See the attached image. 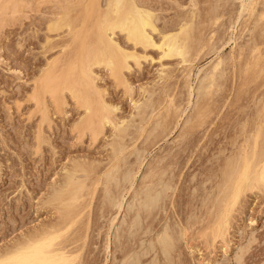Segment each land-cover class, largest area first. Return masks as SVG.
<instances>
[{"label":"rangeland","instance_id":"1","mask_svg":"<svg viewBox=\"0 0 264 264\" xmlns=\"http://www.w3.org/2000/svg\"><path fill=\"white\" fill-rule=\"evenodd\" d=\"M12 1L16 4L11 3V0H0V4L4 5V8L0 6L1 10L3 9V12L7 11L4 14L0 10V15H3V18L2 15L0 16V23H3L0 24L2 25L0 27V251L8 244L9 246L10 244L12 245L16 239H22V235L25 237L33 230L41 229V227L48 226L59 220L60 214L57 213V210H61L63 207H58L60 204L56 203L58 205L56 210L54 208L56 204L54 206L53 203L49 204L47 202V204L45 201L48 199L52 186L56 182L63 180L64 168L66 166L69 167L70 163H75V160L76 163L78 161L81 163L83 160L81 164L86 161L88 166L91 164L92 168L86 166L88 167L87 170L91 168L90 172L91 170L96 172L88 173V171L86 173L89 180L92 181L87 180L88 177L84 178V184H87V186L85 185L87 189L83 186V191H81L79 197L80 203L78 204L77 202L79 201H77V205L75 203V207L73 206L74 208L78 206L77 211H79V214L76 215V210L73 208L76 217L72 216L70 218L76 221L74 222L71 219L72 223L69 222L71 225L68 221L66 222L70 227L73 225L71 227L73 229L68 228V230L70 229L69 232L65 229V226L67 227L66 223H64L66 220L63 222L61 219L63 223H61V220L59 221L60 223L56 222L58 226L60 224L65 225L63 230L70 234L65 233L69 236L66 238L69 241L72 240L70 241L72 245L70 242H67V244H70L69 248H71L72 253L73 250L77 252L74 251L75 256L73 255L78 259L77 263L122 264L128 253L131 252L133 255H137L139 252L138 255L141 254L140 257L143 260L142 264L147 262L151 264L150 259L152 260L154 252L150 250L148 255L147 253L145 255L144 248L148 246L149 238L154 239L152 236H157L155 233H159L162 227L168 223L172 227V231H176L174 233L176 249L172 253L175 260L172 259V264H264V191L260 192L263 189H258L259 191H254V193L247 190L244 193L246 195H242L243 199L240 197L242 200H239L241 204H236L239 206L234 207L237 208L234 209L236 211H232L231 217L229 215L231 213H229L227 218H224V221L230 219L225 222L227 226L223 223L224 225L221 224L220 228L217 229L215 227L216 220L219 217L218 214L222 208L221 198L224 195L221 192L223 185H221L222 187L220 186V192L217 186L225 182H221V179L223 172L227 169V157L234 155L232 153L233 150L236 153L239 152L238 149L236 151L234 149L238 139V131L240 134L242 131L240 127L245 123L249 125L253 120L247 117L249 115L250 117L254 116L255 112L257 113L260 108H263L261 105H264L262 103L264 101L260 102L261 100H259L264 95V75H260V73L264 74V69L263 73L258 71L257 75L260 77L253 79L252 84L251 80V82L243 80L244 75L249 77L248 75L254 72L253 70L256 68L247 65V61H257L264 68V36L261 38L264 34V18H262L264 16V0H251L250 10L245 11L241 15L240 10L246 0H137L139 3L145 4L146 7H151L150 9L155 13L156 25L159 31L155 32L153 36L157 43L161 40L162 35L160 34L162 32L165 33L169 29L171 31L186 16L188 18V16L192 15L195 17H189L188 19H195L194 23H200V26L197 25L196 29L200 27L199 29L203 30L204 40L202 44L207 43V45H202L203 49H201L200 45L198 47L200 49L195 48L196 50H192V55L189 54L192 57L188 58L189 60L191 59L190 61H187L188 59L181 61V57V59L179 57L162 58L161 50L158 47H146L147 49L140 45L136 47L132 42L128 41L126 34L118 31L115 39L128 52L131 51L133 53L135 51L137 56L139 54L140 64H136L133 59H130L131 67L123 70L121 79H125L120 81L118 76L113 75L115 73L111 74L110 68L105 66L94 67L96 88L103 91V96L106 94L104 96L105 102L115 110L112 111L115 116L111 114L113 115V117L111 116L113 124L114 118L115 121L117 120L115 122H118L117 124L122 120L125 122L132 120V123H130L133 124L132 126L129 125L131 129H129L128 133L133 134L126 136V143H124L127 146L125 145L126 147L122 151L123 154L116 155L118 159L121 156L124 161L127 160L125 163L121 160V164L124 163L125 165H123V170L131 167V172L132 170L134 171L133 187L131 184V187L129 184H127L128 186L124 185L126 188L121 185L127 191H124L121 187L116 190L117 194L123 190L122 196L125 201H123L124 206L121 210H118L115 206L112 207V210L111 205L106 206L108 204L105 202V205L102 202V200L106 201L105 191H102L105 190L106 186V174L103 175V172H108L111 170L109 168H113L111 166L118 162L117 159L114 164L116 157H113L114 160H112V157L110 158L113 155L110 154L111 147L108 142L113 138V134H111L114 130L112 124L107 123L108 125L103 129L104 131L102 130L104 133H100V130H98L99 133H94L96 130L95 125L94 127L92 125L91 128L87 125V127L85 126L86 130H84L85 128L81 130V127H77L76 123L83 116H87L85 107L83 106V108L77 103L76 98L72 96L73 94L67 88L60 92L63 93L62 96L61 94L58 95L59 98H62L60 100L52 95L54 94L55 85L59 87V83L64 80L63 75H68L69 68L74 67H71L73 61L75 63L77 60L76 64H78L79 51L81 52V49L79 50V44L81 43L78 41H81L83 37L77 40L76 37H73L75 31L67 29V27L60 31H49L48 25L65 10L63 14L66 11L70 12V14H75V18L72 17L76 20L75 22L73 20V23H75L73 25L74 29L76 33H78L77 29H80V34H78L84 35L93 25L91 24L92 21H89L90 23L86 21L85 25L83 23L91 18L84 17L86 15V10L82 12L84 5L89 2L88 6L92 4L96 6L98 3L101 7H105L106 0H98V2L96 1L97 3H95V0H92V2L91 0ZM4 3L7 4L5 5ZM215 6L219 9L217 7L215 9ZM85 7L84 9H87V6ZM252 9L255 10V15H252ZM96 10L97 7L95 8ZM98 11L99 9L97 12L92 13L96 15ZM86 12L88 13V9ZM89 12L91 16L92 13L91 11ZM190 12L191 14H189ZM213 12L216 14L214 15ZM256 23L258 24L255 25ZM258 25L261 27H258ZM199 29L198 31L200 32ZM90 30L88 31L90 32ZM88 34H85L88 36L85 39H89L90 35ZM253 37L256 40L259 37L257 43ZM251 38L257 44L256 47L261 48L254 54L252 53L254 42ZM73 39L76 41H73ZM89 41H93V38ZM205 41L207 42L205 43ZM259 42H261V45ZM74 58L77 59L75 60ZM219 60H225L223 61V68L227 69L222 79H218L216 82L218 86L214 85L211 87L210 83L207 84L210 82L208 74ZM262 65H260V68L257 67V70H261ZM247 67L254 68L247 74L241 70V68H245L243 70L246 71ZM72 70L74 71V69ZM161 71L163 73H160ZM70 74L75 75L72 71ZM205 74L208 75V78ZM163 75H166L163 77L164 79L161 77ZM74 78L76 77L74 76ZM206 78L209 81L206 80L207 83L202 81V84L201 80ZM125 80L129 88L125 86ZM121 81H124V84ZM41 82L42 85H44L43 82H48L47 84L52 87L53 91H51L52 89L50 90V87L44 91L45 93L43 92V95L42 91L44 89L42 90ZM200 83L205 88L206 85L204 84L208 85L206 90L204 89L206 92L202 89L204 87ZM246 84H248L247 88ZM245 89L246 91H244ZM37 90H40V95L42 94L41 105L38 99L41 96H38ZM146 90L148 92L151 91L153 98L151 96V99L148 97L149 93ZM198 91L203 92V95L197 96ZM43 99H45L44 103H42ZM144 99L148 100L147 102H150L151 106H148L149 109L138 115L134 109L135 102L143 103ZM60 101L63 103L60 104ZM144 104L146 103L144 102ZM256 106L259 111L255 108ZM132 116L133 119H131ZM144 117L145 119H143ZM95 118L97 119L98 117L95 116ZM243 120L245 121L242 122ZM123 121L122 123L124 124ZM158 121H160V124ZM127 123H125V126ZM142 126L145 128L144 130ZM40 127L41 134L39 132ZM92 127L95 128L94 132H92ZM247 127H251V124ZM163 129H165L164 132ZM38 136L39 138L44 136L45 139L48 138V140L40 138L43 140H40L42 142L39 143L41 144L40 148L38 146ZM239 136L240 139L241 135ZM233 137L236 138L234 146ZM239 139L238 141L242 144L241 140L243 138ZM139 155L141 160L138 158ZM124 157H126V160ZM92 163L94 166H92ZM162 172H165V175L161 179ZM82 173H78L77 176L80 177L81 175L80 178L83 179L86 175ZM100 179L102 180L100 181ZM103 179L104 182L102 184ZM160 179L162 181L165 179L164 184L167 180L166 186L167 184L169 186V188L167 186L168 189L166 188L165 191V199H163L161 206L157 207V209H153L149 213L146 211L148 214L144 212L145 216H143L144 220L143 224H141L143 229L139 226L137 229L141 230H135L134 235L132 232L131 236V233H128L130 231L129 226H131L130 222H133L132 220L136 215L133 209L139 204L137 201L139 193H143L144 189H148L152 185H157V183L154 184L156 181L160 184ZM95 182L96 186L94 185ZM224 188H226L225 185ZM85 189L86 191L84 192ZM142 189L143 191H141ZM221 193L223 195H220V197L219 194ZM81 199H84L83 202ZM133 202L138 203H135L137 206ZM80 204L81 206H79ZM66 206L64 207L66 208ZM102 206L107 208H101ZM217 211L219 212L217 213ZM78 216L80 217L78 218ZM46 223L49 224L46 225ZM147 226L149 227L147 228ZM178 226L181 227V232ZM224 226L226 229L228 228L227 231L225 228L221 230ZM62 228L60 229L62 230ZM215 228L219 231L218 233L217 230H214L219 236L217 237V234H215L216 238H214L213 231H211ZM127 229L129 230L126 231ZM118 231H121L122 235ZM209 234L212 235L209 237ZM211 237L212 240L215 239L216 241L211 240L213 243L211 241L208 242ZM115 239L120 243L118 241L116 243ZM140 242H145V245L143 244L141 247ZM106 247H109V250ZM127 248L131 250L129 251ZM77 255H80V258ZM160 257L159 262L163 261L161 264H165L163 256L162 258ZM79 259L83 261H79Z\"/></svg>","mask_w":264,"mask_h":264},{"label":"bare ground","instance_id":"2","mask_svg":"<svg viewBox=\"0 0 264 264\" xmlns=\"http://www.w3.org/2000/svg\"><path fill=\"white\" fill-rule=\"evenodd\" d=\"M94 1V0H93ZM98 2V0H95V3H97ZM218 1V0H217ZM2 2V1H1ZM13 2V4H16V3H14V1H12L11 0V3ZM15 2H17V1H15ZM91 2H92V0H91ZM213 2V1H212ZM227 2V1H226ZM2 4V3H1ZM0 4V6L2 7V8H4L3 6L4 5H1ZM5 5L7 4V3H4ZM88 4H89V2H88ZM88 4L86 3L85 5H84V7L85 6H87V9H88V13L86 12L87 11V9H84V7H83V11L82 12H84L85 10V14L86 15H84V17L85 18H89V17H91V18H89L88 20H85L83 23H84V25H85V23H86V21H87V23L89 22V21H92V23L91 24H93L92 26H91V30L90 29H88V30H90V32L88 31H86V33H84V35H79L80 33H79V30L77 29V32L79 33H76V30L74 29V24L75 23H73V20H74V22L76 21L74 18H75V14L73 15V14H70V12H65V14H63L64 13V11H63V13L62 14H60L59 16H57V18L55 17V19H53L52 20V22H50V25H48V27H49V31H60V30H62V29H64V28H66L67 27V29H72V31H75L74 33H73V37H76L77 38V40H79V39H81L82 37H83V39L81 40V41H78V42H80L81 44H79V50L81 49V52L79 51V53H80V58H79V56H78V61L79 62H77L78 64H76V61H75V63H74V61H73V63L72 64H76V65H72L71 64V67L72 66H74L73 68H69V73H68V75H63L64 76V80L61 82V83H59L60 84V86L58 87V86H56L55 85V87H54V91H53V89H52V87L50 86V85H48L47 83L48 82H43V84L44 85H42V82H41V87H42V94H43V92L44 91H46V90H48L50 87V90L51 91H53V93L54 94H52L53 95V97L55 96L56 98H59L58 97V95H60L61 94V96L63 95V93H60V92H62L64 89H68L69 90V92H71V94H73L72 96H74L75 98H76V100H77V103H79V105L81 106V107H85V111L87 112L86 113V117L85 116H83L79 121H78V123H76V126L77 127H81V130L83 129V128H85L84 130H86V127H87V125L91 128V126L93 125V127H94V125L96 126L95 128H96V130H95V132H94V129L95 128H93L92 127V132H94V133H104L103 131V129L105 128V126L106 125H108V124H112V127H113V131H112V133L111 134H113V138H111V140L108 142V144H109V146L111 147L110 149H111V152H110V154L111 155H113V156H110V158L112 157V160H114V158L113 157H116V155H121V154H123L122 153V151L125 149V147L127 146L125 143V138H126V136H128V131H130L129 129H131V128H129V125H133V124H131L132 123V120H129L130 122H128V121H123L122 119V121L124 122V124L122 123V121H120L119 122V124H117V123H115L116 121H115V118H114V124H113V122H112V117H113V113H112V111L114 110V109H112L111 108V105H108L106 102H105V99H104V96L106 95H104L103 96V94H102V92L103 91H101V90H98V88H96V82H95V80H96V76H95V72H94V67L95 66H105V67H108V68H110V70H111V74L112 73H115V74H113V75H116V76H118V80L120 81V80H124V79H121L122 78V74H123V70L124 69H130V67H131V65H130V63H129V60L130 59H133L134 61H135V63L136 64H140L139 63V58H140V56H139V54H138V56L135 54L136 52L134 51L133 53L131 52V51H127V50H125L121 45H120V43L115 39V35L116 34H118L117 32L119 31V32H123L124 34H126V37H127V39H128V41L129 42H132L133 43V45H135L136 47H138L139 45L140 46H142V47H144V49L147 47H158V49H160L161 50V57L162 58H172V57H181L180 59H181V61H186L189 57L191 58L192 56H190V55H192V52L194 51V50H196V49H200V48H198L200 45H201V49H203L202 47L204 46V45H207V41H205V43L206 44H202V42H203V38H204V34L202 35V31L199 29L200 27H198V29L200 30V32L198 31V29H196V26L198 25V26H200L199 24L200 23H194V20L195 19H188L189 17H193L192 15L191 16H188V18H187V16H186V18L185 19H183V21H181V23L180 24H177L176 25V27L173 29H171V31H166L165 33L164 32H162V34H160V35H162V37H161V40H160V42L159 43H157L156 41H155V39H154V36H153V34L155 33V32H157V31H159V29H158V26L156 25V16H155V13H154V11H152V9H150L148 6L146 7L145 6V4H142V3H139L137 0H106V2H105V7H101L100 6V4H98V6H97V4H96V6L94 5V4H92V5H90V6H88ZM251 4H252V2H251V0H246V1H244L243 2V4H242V8H241V10H240V15L241 14H243V13H245V11H249L250 10V8H251ZM31 5V4H30ZM62 5V4H61ZM64 5V4H63ZM223 5V4H222ZM256 5V4H255ZM263 5V4H262ZM211 6H212V4H211ZM1 7H0V10H1ZM6 7V6H5ZM61 7V6H60ZM97 7V10L99 9V11H98V14H94V13H92V12H97V10L95 11V8ZM102 9H101V8ZM216 7L217 6H215V9H216ZM86 8V7H85ZM104 8V9H103ZM218 8V7H217ZM6 9V8H5ZM219 9V8H218ZM264 9V8H263ZM262 9V10H263ZM3 10V9H2ZM1 10V11H2ZM212 10V9H211ZM211 10H210V12H211ZM255 10H256V8H255ZM255 10L254 9H252V15H255L254 13H255ZM89 11H91V13L93 14H91V16H90V12ZM6 12L7 11H5V12H3L2 11V13H4V14H6ZM192 12H194L193 10H192ZM195 12H196V10H195ZM216 12V11H215ZM197 13V12H196ZM196 13H195V15H196ZM214 13V12H213ZM88 14V15H87ZM189 14H191V12L189 13ZM216 13H214V15H215ZM263 14V13H262ZM2 15V14H1ZM0 15V16H1ZM194 15V14H193ZM239 15V16H240ZM264 15V14H263ZM78 16H79V14H78ZM95 17L94 18V20H92L93 19V17ZM184 16V15H183ZM197 17H198V15H196ZM72 17H74V18H72ZM84 17H83V19H84ZM182 17V16H181ZM195 17V16H194ZM193 17V18H194ZM212 17V16H211ZM2 18H3V15H2ZM76 18H78V17H76ZM184 18V17H183ZM262 18H264V16L262 17ZM178 19V18H177ZM197 19V18H196ZM2 20V19H1ZM6 20V19H5ZM200 20V19H199ZM94 21V22H93ZM3 22H4V20H3ZM179 22V21H178ZM236 22H237V20H236ZM255 22H257V21H255ZM5 23V22H4ZM90 23V22H89ZM0 24H3V23H0ZM196 24V25H195ZM202 24V23H201ZM248 24V23H247ZM258 23H256L255 25H257ZM254 25V24H253ZM2 25H0V27H1ZM76 26V25H75ZM73 27V28H72ZM88 27H90L89 25H88ZM208 27V26H207ZM258 27H261V26H259L258 25ZM168 28V27H167ZM255 28L257 29V27L255 26ZM74 29V30H73ZM231 29V28H230ZM259 29V28H258ZM263 29H264V27H263ZM210 30V29H209ZM213 30V29H212ZM249 30V29H248ZM254 30V29H253ZM261 30V29H260ZM81 31V30H80ZM83 31H84V29H83ZM264 31V30H263ZM199 32V33H198ZM251 32H253L252 30H251ZM89 33V34H88ZM205 33H207V32H205ZM83 34V33H82ZM85 34H88V35H90V36H92V38H93V41H89V40H91L92 38H90V36H89V39H85V38H87L88 36H86ZM261 34H263V33H261ZM260 34V35H261ZM79 36H80V38H79ZM203 36V37H202ZM247 36V35H246ZM264 36V34L261 36V38ZM206 38H207V36H206ZM217 38V37H216ZM215 38V39H216ZM221 38V37H220ZM254 38V37H253ZM259 38V37H258ZM258 38H257V40H258ZM252 39V38H251ZM48 40V39H47ZM85 40V41H84ZM253 40V39H252ZM254 40H256V38H254ZM254 40H253V42H254ZM255 41L256 43L258 42V41ZM73 41H76L75 39H73ZM219 41V40H218ZM253 43V47H251V48H253V54L257 51V50H260L261 48H259V47H256V43ZM47 43H49L48 41H47ZM83 43V44H82ZM88 43H90V44H88ZM261 42H259V44H260ZM254 44H255V46H254ZM259 44H258V46H259ZM67 45V44H66ZM203 45V46H202ZM216 45V44H215ZM218 45V44H217ZM249 45V44H248ZM251 45H252V43H251ZM261 45V44H260ZM68 46V45H67ZM65 47V46H64ZM211 48H212V46H210ZM248 47V46H247ZM135 48V47H134ZM146 48V49H147ZM196 48V49H195ZM259 48V49H258ZM208 49V48H207ZM213 49V48H212ZM216 49V48H215ZM193 50V51H192ZM78 51H77V53H78ZM198 51V50H197ZM239 51V50H238ZM210 53V52H209ZM190 54V55H189ZM194 54V53H193ZM189 55V56H188ZM259 55V54H258ZM262 55V54H261ZM142 56V55H141ZM143 56H144V54H143ZM75 57H77V56H75ZM142 58V57H141ZM162 58H160V59H162ZM223 58V57H222ZM73 59V60H74ZM191 60V59H190ZM189 59L187 60V61H190ZM259 60V59H258ZM71 61V60H70ZM223 61H225V60H219L215 65H214V67H212L210 70V73L208 74L210 77V82H208L207 83V81L206 80H208L207 78V76L208 75H206V79L205 80H201V83H202V81H206V83L207 84H209V85H211V87L212 86H218V84L216 83L217 81H218V79H222V77H223V75H224V73H225V70L227 69H224L223 67V64H224V62ZM236 61V60H235ZM263 62V61H262ZM50 63H51V61H50ZM235 63V62H234ZM246 64L247 65H251V67L252 66H254V67H256V68H254V72H252L250 75H248L249 77H245L246 75H244V78H246V79H244L243 78V80L244 81H246L247 82V80H255V79H258L260 76H258L257 75V73H258V71H260V72H262L263 73V65L262 64H260L259 62H257V61H247L246 62ZM262 65L261 67V70H257V67H258V65ZM50 65V64H49ZM235 65V64H234ZM244 65V64H243ZM260 65H259V67L258 68H260ZM212 66V65H211ZM210 66V67H211ZM236 66V65H235ZM162 67V66H161ZM185 67V66H184ZM249 67V66H248ZM246 68V71L245 70H243V69H245V68H241V70L242 71H244V72H246L247 74H248V72L250 73L251 72V70L253 69V68ZM236 68V67H235ZM64 69V68H63ZM71 69V70H70ZM72 69H74V71L72 70ZM76 69V70H75ZM162 69V68H161ZM164 69V68H163ZM208 69V68H207ZM207 69H206V71H207ZM66 70H67V68H66ZM239 70V69H238ZM238 70H237V72H238ZM257 72H256V71ZM65 71V70H64ZM72 71V73L73 74H75L74 76L76 77V78H74V76L72 75V74H70V72ZM164 72H165V70H164ZM234 72H235V70H234ZM244 72H243V74H244ZM160 73H163V71H161ZM167 73V72H166ZM203 73H204V71H203ZM245 73V74H246ZM227 74V73H226ZM257 76H256V75ZM44 75V74H43ZM71 75H72V77H71ZM204 75V76H205ZM260 75H264V74H261L260 73ZM119 76H120V78H119ZM124 76V75H123ZM166 76V75H165ZM164 75L163 76H161L162 78L163 77H165ZM238 76V75H237ZM125 77V76H124ZM167 77H168V75H167ZM258 77V78H257ZM72 78V79H71ZM117 78V77H116ZM164 79V78H163ZM204 79V78H203ZM56 80V79H55ZM53 81V80H52ZM51 81V82H52ZM126 81V80H125ZM164 81V80H163ZM209 81V80H208ZM219 81H221V80H219ZM250 81V82H251ZM257 81V80H256ZM118 82V81H117ZM122 82V84H124V81H121ZM200 82V81H199ZM200 83V84H201ZM217 85H216V84ZM222 83V82H221ZM249 83V82H248ZM253 83V81L251 82V84ZM127 81H126V83H125V86H127ZM203 84V83H202ZM201 84V85H202ZM207 84H204V85H206V88H207ZM223 84V83H222ZM243 84H245V83H243ZM118 85V84H117ZM156 85V84H155ZM247 85L248 84H246L245 86H246V88H247ZM203 86V85H202ZM220 86V85H219ZM128 88H129V86H127ZM198 87L199 88H201V86H199L198 85ZM204 88H202L203 90L205 89L206 90V88H205V86H203ZM210 87V86H209ZM208 87V88H209ZM39 88H40V86H39ZM198 88V89H199ZM214 88V87H213ZM37 89V88H36ZM61 89V90H60ZM126 89V88H125ZM197 89V88H196ZM201 89V91H203ZM217 89V88H216ZM49 90V91H50ZM103 90V89H102ZM128 90V89H127ZM166 90V89H165ZM204 90V91H205ZM219 90V89H218ZM38 91V90H37ZM36 91V92H37ZM40 91V90H39ZM39 91H38V94H39ZM132 91V90H131ZM147 92H148V90H146ZM207 91H208V89H207ZM244 91H246V89L244 90ZM151 92V91H150ZM150 92H148L149 93V98H150V96L152 97V93H150ZM199 92V91H198ZM206 92V91H205ZM41 93V92H40ZM45 93V92H44ZM144 93V92H143ZM147 93V94H148ZM196 93H197V91H196ZM200 93V95H198ZM198 94H197V96H201V95H203V92L201 93V92H199ZM213 93V92H212ZM260 93V92H259ZM42 94L40 95H38V96H41V98H38L39 99V102H40V105H41V99H42ZM145 94V93H144ZM247 94V93H246ZM36 95H37V93H36ZM44 95V94H43ZM37 96V97H38ZM60 96V97H61ZM257 96H258V94H257ZM45 97V96H44ZM55 98V99H56ZM64 98V97H63ZM144 98V97H143ZM147 98V97H146ZM153 98V97H152ZM196 98V97H195ZM199 98V97H198ZM201 98V97H200ZM264 95H263V97H262V99H259V100H261L260 102H262V101H264ZM60 99H62V98H59V100ZM104 99V100H103ZM151 99V98H150ZM150 99H149V101H150ZM45 99H43L42 100V103H44L43 101H44ZM57 100V99H56ZM145 100V99H144ZM217 100V99H216ZM79 101V102H78ZM148 101V100H147ZM146 100L145 101H143V103L142 102H135V111L137 112V114L139 115L141 112H144V111H146L147 109H149L148 108V106L150 107L151 105L149 104L150 102H147ZM250 101V100H249ZM255 101V100H254ZM63 102H64V100H63ZM62 101H60L59 103L60 104H62L63 103ZM144 102L146 103V104H144ZM259 102V103H260ZM148 103V104H147ZM223 103V102H222ZM263 104H264V102H262ZM261 104V103H260ZM45 105V104H44ZM43 105V106H44ZM253 105V104H252ZM259 105V104H258ZM257 105V106H258ZM46 106V105H45ZM79 106V107H80ZM255 107L257 110L260 108L259 106V108L258 107ZM261 106H263V108L261 109H259L258 111L259 112H253L254 113V116H251L250 117V115L247 117V118H249V119H253L252 121H251V127H247V126H250V124L248 125L247 123H245L244 125H242L243 126V128H242V126L240 127V129L242 130H240L241 132H240V134H239V131H238V135H237V138L239 139V135H241V138L239 139V140H241L242 138V144L238 141V139L236 140V144H235V146H234V143H235V139L236 138H234V140H233V146H234V149H235V151L238 149V151L239 152H234V150H233V152L232 153H234V155L232 154V157H230L231 155H229V157H227L228 159L226 160L227 162H228V165H227V169H226V171L225 172H223V177H222V179H221V182H224L223 184L222 183H220V184H218L219 186H217V188H218V191L220 192V186L221 185H223V188H224V185H225V187L226 188H224V190H223V188H221L222 190H221V192H223V194L221 193V194H219V196L220 195H223L222 196V198H223V200H222V198H221V201H222V208H221V210H220V213L218 214L219 215V217L217 218V220H216V222H214V223H216L215 225V227L218 229V228H220L221 227V224H223V223H225V222H228L230 219H228V221L226 220V221H224V218H227V215L229 214V213H231V214H229L230 215V217H231V215H232V213L233 212H235L236 210H234V209H237V208H234V207H238L241 203H240V201H242L241 200V198L243 197L242 195L247 191V190H249V192L251 191V192H253L254 193V191L256 192V191H259L260 189H263L262 191H260V192H263L264 191V105H261ZM59 107V106H58ZM83 107V108H84ZM154 107V106H153ZM62 108V107H61ZM115 108V107H114ZM209 108V107H208ZM37 109H39L38 107H37ZM44 109V108H43ZM42 109V110H43ZM112 109V110H111ZM117 109V108H116ZM153 109V108H152ZM255 109V110H256ZM61 110V109H60ZM197 110V109H196ZM45 111V110H44ZM115 111V110H114ZM243 111V110H242ZM254 111V110H253ZM198 112H199V110H198ZM204 112V111H203ZM250 112V111H249ZM65 113V112H64ZM88 113H89V115H88ZM94 113V114H93ZM97 115H96V114ZM253 113H251V114H253ZM111 114H113V115H111ZM142 114V113H141ZM190 114V113H189ZM192 114V113H191ZM194 114V113H193ZM202 114V113H201ZM205 114V113H204ZM203 114V115H204ZM136 115V114H135ZM135 115H133V116H135ZM45 116V115H44ZM95 116H97L98 118L96 119L95 118ZM112 116V117H111ZM115 116V115H114ZM133 116H132V118L131 119H133ZM146 116V115H145ZM161 116V115H160ZM178 116V115H177ZM117 117V116H116ZM171 117V116H170ZM202 117V116H201ZM207 117V116H206ZM253 117V118H252ZM95 118V119H94ZM130 118V117H129ZM140 118H142V117H140ZM147 118V117H146ZM150 118V117H149ZM161 118V117H160ZM159 118V119H160ZM243 118V117H242ZM246 118V119H247ZM44 119V118H43ZM143 119H145V117L143 118ZM148 119V118H147ZM162 120H163V118H161ZM160 119V120H161ZM171 119V118H170ZM187 119H189V118H187ZM97 121V122H96ZM139 121V120H138ZM155 122H156V120H154ZM185 121H186V119H185ZM189 121V120H188ZM245 120H243L242 122H244ZM247 121V120H246ZM43 122V121H42ZM130 123V124H128V123ZM134 122V121H133ZM141 122V121H140ZM147 122V121H146ZM159 122V124H160V121H158ZM157 122V123H158ZM247 122H250V121H247ZM96 123V124H95ZM108 123V124H107ZM122 123V124H121ZM125 123H127V125L125 126ZM205 123V122H204ZM240 123V122H239ZM110 124V125H111ZM154 124V123H153ZM175 124V123H174ZM140 125V124H139ZM141 125H142V123H141ZM158 125V124H157ZM161 125H162V123H161ZM83 126V127H82ZM86 126V127H85ZM130 126V127H131ZM165 126V125H164ZM76 127V128H77ZM88 127V128H89ZM138 127V126H137ZM141 127V126H140ZM87 128V129H88ZM89 128V129H90ZM133 128V127H132ZM142 128H143V126H142ZM152 128H154V127H152ZM151 128V129H152ZM136 129V128H135ZM138 129H139V127H138ZM145 128H143V130H144ZM150 129V130H151ZM156 129V128H155ZM78 130H79V128H78ZM83 130V131H84ZM98 130H100L99 132H98ZM103 130V131H102ZM147 130V129H146ZM102 131V132H101ZM148 131V130H147ZM153 131V130H152ZM165 131V129H163V132ZM169 131V130H168ZM39 132H40V134H41V127H40V130H39ZM85 132V131H84ZM143 132V131H142ZM151 132V131H150ZM162 132V131H161ZM162 132V133H163ZM170 132V131H169ZM43 133V132H42ZM93 133V134H94ZM141 133V132H140ZM149 133V132H148ZM148 133H147V135H148ZM158 133V132H157ZM157 133H155L156 135H157ZM168 133V132H167ZM188 133V132H187ZM39 134V135H40ZM84 134V133H83ZM131 134V133H130ZM129 134V135H130ZM133 134V133H132ZM131 134V135H132ZM152 134V133H151ZM38 135V134H37ZM43 135V134H42ZM97 135H99V134H97ZM143 135V134H142ZM96 136V135H95ZM145 136V135H144ZM158 136V135H157ZM37 137V136H36ZM45 137V136H44ZM41 138V139H45V138ZM98 137V136H97ZM150 137V136H149ZM235 137H236V135H235ZM39 138V136H38V146H39V148H40V145L41 144H39V143H42V142H40V139ZM93 138H94V135H93ZM132 138V137H131ZM146 138V137H145ZM147 138H148V136H147ZM147 138H146V140H147ZM155 138V137H154ZM232 138V139H233ZM133 139V138H132ZM137 139V138H136ZM45 140H48V138H46ZM145 140V141H146ZM41 141H43V140H41ZM144 141V142H145ZM238 141V142H237ZM125 142V143H124ZM151 142V141H150ZM44 143H45V141H44ZM132 143V142H131ZM136 144V143H135ZM143 144V143H142ZM126 145V146H125ZM232 145V144H231ZM240 147H239V146ZM135 146V145H134ZM235 147H238V148H235ZM134 149H136V148H134ZM38 150V149H37ZM36 150V151H37ZM146 150V149H145ZM132 151V150H131ZM220 152H221V150H219ZM134 152L136 153V151L134 150ZM133 152V153H134ZM138 152V151H137ZM127 153V152H126ZM138 153H140V152H138ZM143 153V152H142ZM130 154V153H129ZM220 154V153H219ZM222 154V153H221ZM131 155H132V153H131ZM140 155H142L141 153H140ZM139 155V159L141 160V156ZM123 156V155H122ZM137 156H138V154H137ZM125 158V160H126V157H124ZM231 158V159H230ZM118 158L116 157V159H115V161L113 162L114 164H115V162H117L115 165L114 164H112V165H114V166H111V167H113V168H109V169H111V170H106V171H108V172H106L105 173V171L103 172V175L104 174H106L105 175V190H102V191H105V193H104V195H105V200L106 201H103L102 200V202H106L108 205H106V203H105V205L106 206H110L111 207V209L113 210V206H115V207H117L118 208V210L120 209L121 210V208H123V201H125V199H124V197L122 196L123 195V188L125 187L124 185H127V184H129V186H130V184H131V186H132V184H133V180H134V177H133V174H134V171L132 170V172H131V170H130V168L128 167V169L126 170H123L124 168H123V165H124V163L127 161H124V159L120 156V158L117 160ZM135 160H136V158H134ZM220 159V158H219ZM73 160V159H72ZM71 160V162H73ZM75 160V159H74ZM85 160V159H84ZM106 160V159H105ZM117 160V161H116ZM121 160H123L124 161V163L123 164H121ZM131 161V160H130ZM83 162V160L81 161V163ZM87 162V161H86ZM86 162H84V164H81V163H79V161H78V163H76V160H75V163L73 162V164L72 163H70V165H69V167H65L64 168V173H63V180L60 182H56V184L54 185V186H52V189H50L51 190V192H50V194H49V196H48V199H47V201H45L46 203L47 202H49V204H52L53 203V205L54 204H56V203H59L60 205L58 206L57 204H56V206L54 207L56 210L58 209V207H63L61 210L60 209H58V210H60V212H58V210H57V213L58 214H60V218L59 217H57V218H59V220L58 221H56V222H58V223H60L59 221L62 219L63 220V222H64V220H66L64 223H66L67 221H68V223L70 222V223H72L71 222V219H72V221H74L73 220V218H70V217H76L75 216V213H77L76 215H78L79 214V211H77V208H78V206H76V208H74L75 206V203L77 202V201H79V197H80V194H81V191H83V186H87V184H84L85 183V180H84V178L85 177H88L87 175L88 174H86L88 171V173H91L92 172V170H91V172H90V169L92 168L90 165V167L91 168H89V170H87L88 169V165L86 164ZM90 162V161H89ZM111 162V161H110ZM109 162V163H110ZM129 162V161H128ZM140 162V161H139ZM138 162V163H139ZM88 163V162H87ZM130 163V162H129ZM142 163V162H141ZM93 164V163H92ZM128 164V163H127ZM129 165V164H128ZM86 166H88V167H86ZM92 166H94V164L92 165ZM96 166V165H95ZM125 166V165H124ZM138 166V165H137ZM222 167V166H221ZM226 167V166H225ZM126 168V167H125ZM139 168V167H138ZM94 169V168H93ZM96 169V168H95ZM132 169V168H131ZM225 170V169H224ZM223 170V171H224ZM63 171V170H62ZM84 173L86 176H84L83 177V179L82 178H80L81 177V175H80V177H78L77 176V174L78 173ZM96 172V171H95ZM95 172H92V173H95ZM100 172V171H99ZM161 172V171H160ZM82 173V174H83ZM164 173V174H163ZM83 174V175H84ZM62 175V174H61ZM93 175V174H92ZM163 175H165V172H162V175H161V179L162 178H164V176ZM77 176V177H76ZM101 177V176H100ZM226 177V179H224ZM92 178V177H91ZM90 178V179H91ZM102 178H104V177H102ZM159 178V177H158ZM160 179V184H158V181H156L154 184H156L157 183V185H152V186H150V187H148V189L146 188V189H144V192L143 193H139V198H138V202H139V204L138 203H136V204H138V206L134 203V205L135 206H137L136 208H134L133 210V212L134 213H136V215L135 214H133V215H135V217H134V219L132 220L133 222L131 223L130 222V224H131V226H129L130 228V231L128 232V233H131V236H132V232H133V235H134V231L136 230H139V229H137L139 226H141V228H142V225L141 224H143V216H145L144 215V212H146V211H148V213H149V211H151V210H153V209H157V207H159V206H161V204H162V201H163V199H165V191H166V188H167V186H168V184H167V186H166V183H167V180H166V182H165V184L163 183L164 182V180L162 181ZM166 179H167V177H166ZM83 180V181H82ZM87 180H89V177L87 178ZM102 179H100V181H101ZM157 180H159V179H157ZM57 181H58V179H57ZM90 182L92 181V180H89ZM88 181V182H89ZM87 182V183H88ZM99 182V181H98ZM97 182V183H98ZM103 182H104V179H103V181H102V184H103ZM162 182V183H161ZM55 183V182H54ZM100 183V182H99ZM170 183V182H169ZM90 184V183H89ZM88 184V185H89ZM101 184V185H102ZM176 184V183H175ZM91 185V184H90ZM95 186H96V182H95V184H94ZM121 185L122 186H124L123 188L121 187ZM85 186V188L87 189V187ZM100 186V185H99ZM128 186V185H127ZM130 186V187H131ZM103 187H104V185H103ZM122 188L123 190L122 191H117L118 192V194L116 193V190H118L119 188ZM133 187V186H132ZM135 187V186H134ZM172 187V186H171ZM222 187V186H221ZM51 188V187H50ZM90 188V187H89ZM97 188V187H96ZM118 188V189H117ZM126 188V187H125ZM168 188H169V186H168ZM167 188V189H168ZM86 189L84 190V192L86 191ZM94 189H95V187H94ZM115 189V190H114ZM127 189H128V187H127ZM130 189V188H129ZM176 189V188H175ZM174 189V190H175ZM259 189V190H258ZM126 190V189H125ZM124 190V191H125ZM171 190V189H170ZM173 190V191H174ZM98 191V190H97ZM127 191V190H126ZM141 191H143V189L141 190ZM89 192V191H88ZM136 192V191H135ZM168 192V191H167ZM248 193V192H247ZM258 193V192H257ZM48 195V194H47ZM93 195V194H92ZM101 195H102V193H101ZM101 195H100V197H101ZM103 195V196H104ZM136 195V194H135ZM246 194H244V196H245ZM137 196H138V193H137ZM169 196V195H168ZM171 196V195H170ZM218 196V197H219ZM84 197H86L85 195H84ZM88 197V196H87ZM99 197V198H100ZM221 197V196H220ZM219 197V198H220ZM241 197V198H240ZM47 198V197H46ZM82 198V197H81ZM95 198V197H94ZM98 198V199H99ZM102 198V197H101ZM133 198V197H132ZM137 199V198H136ZM168 199V198H167ZM243 199V198H242ZM46 200V199H45ZM83 200L84 199H81V201L83 202ZM220 200V199H219ZM240 200V201H239ZM43 201H44V199H43ZM44 202V203H45ZM100 202V201H99ZM78 204L80 203V201L79 202H77ZM77 203H76V205H77ZM128 203V202H127ZM132 203V202H131ZM130 203V204H131ZM204 203V202H203ZM48 204V203H47ZM65 204V205H64ZM102 204V203H101ZM236 204H239V205H236ZM61 205H63V206H61ZM67 205V206H66ZM126 205V204H125ZM166 205V204H165ZM51 206V205H50ZM58 206V207H57ZM64 206H66V208L64 207ZM74 206V207H73ZM79 206H81V204L79 205ZM82 206H83V204H82ZM106 206H102L101 208H107ZM163 206V205H162ZM220 206V205H219ZM132 207V206H131ZM165 207V206H164ZM73 208L77 211H75V210H73ZM100 208V207H99ZM126 208V207H125ZM80 209V208H79ZM110 209V210H111ZM137 209V210H136ZM164 209V208H163ZM99 210V209H98ZM103 210V209H102ZM136 210V211H135ZM234 210V211H233ZM74 211H75V213H74ZM130 211V210H129ZM233 211V212H232ZM132 212V211H131ZM152 212H154V211H152ZM219 211H217V213H218ZM74 213V215H72ZM98 213V212H97ZM126 213V212H125ZM143 213V214H142ZM147 212H146V214H148ZM107 214H108V212H107ZM106 214V215H107ZM117 214V213H116ZM119 214V213H118ZM132 214V213H131ZM102 215V214H101ZM123 215V214H122ZM57 216H59V215H57ZM100 216V215H99ZM127 216V215H126ZM125 216V217H126ZM150 216V215H149ZM80 216H78V218H79ZM102 217V216H101ZM229 217V218H230ZM56 218V219H57ZM70 218V219H69ZM145 218V217H144ZM75 219V218H74ZM113 219V218H112ZM62 220H61V223H63L62 222ZM70 220V221H69ZM100 220V219H99ZM109 220H110V218H109ZM125 220V219H124ZM123 220V222H125ZM146 220V219H145ZM76 221V220H75ZM74 221V222H75ZM127 221V220H126ZM56 222L54 221V223H52V224H47L46 223V225H48V226H44V227H41V229L40 228H37V230H33L32 232H29L28 234L29 235H25V237H23V235H22V239H16L13 243H12V245L10 244V246H9V244H8V246L6 247H3V249H1V251H0V264H81V263H77V260L78 259H76L74 256V254H75V250H73V253L71 252V248H69V245L71 244L72 245V243L70 242V241H72V240H70L69 241V239L68 238H66V237H69V236H67V234H68V232H69V230H68V228H71L70 227V225H68L67 223L65 224V225H67V227L65 226V225H63V224H60V225H62V226H58V224L56 225ZM145 222V221H144ZM122 223V222H121ZM177 223V222H176ZM74 224V223H73ZM120 224V223H119ZM129 224V225H130ZM165 224V223H164ZM163 224V225H164ZM125 225H126V223H125ZM170 225V224H169ZM168 225V223L164 226V227H162V229L160 230V232L159 233H155V234H157V236H152V237H154V239H150L149 238V240H150V242H149V244H148V246L147 247H145L144 248V254L146 255V253H147V255H148V252L150 251V250H152L151 252H154V255H153V258H152V260L150 259V261H151V264H158V263H160L159 262V257H160V253H161V257L160 258H162V256H163V260H164V262H165V264H166V261H167V264H168V262H169V264H172L173 262H172V259H173V256H172V253H173V251H175V247H176V237H175V232H173L172 231V227H170ZM172 225V224H171ZM174 225V224H173ZM178 225V224H177ZM217 225H218V227H217ZM224 225V224H223ZM225 225L227 226V223H225ZM64 226H65V229L66 230H68V232L67 231H65V230H63L64 229ZM69 226V227H68ZM159 226V225H158ZM220 226V227H219ZM61 227H63L62 228V230L60 229ZM124 227V226H123ZM123 227H122V229H123ZM145 227V226H144ZM149 226H147V228H148ZM179 228H180V232H181V227L180 226H178ZM214 227V226H213ZM127 228V227H126ZM178 228V229H179ZM213 229V230H211V231H213L212 232V234H214V236H215V234H217V232L216 231H214V230H217V229ZM226 229V227L224 226L223 228H221V230L222 229ZM36 229V228H35ZM71 229H73V228H71ZM117 229V228H116ZM129 229H127L126 231H128ZM143 229V228H142ZM174 229V228H173ZM228 229V228H227ZM227 229H226V231H227ZM118 230V229H117ZM141 230V229H140ZM139 230V231H140ZM125 231V230H124ZM123 231V232H124ZM138 231V232H139ZM149 231V230H148ZM147 231V232H148ZM218 231V230H217ZM67 232V234H65ZM119 233H121V231H118ZM146 232V233H147ZM216 232V233H215ZM73 233V232H72ZM71 233V234H72ZM136 233V232H135ZM218 233H219V231H218ZM136 234H138V233H136ZM148 234V233H147ZM212 234H209V237H210V235H212ZM68 235H70V234H68ZM77 235V234H76ZM100 235V234H99ZM120 235V234H119ZM121 235H122V233H121ZM130 235V234H129ZM145 235V234H144ZM151 235V234H150ZM176 235H177V233H176ZM78 236V235H77ZM136 236V235H135ZM139 236V235H138ZM213 236V237H214ZM256 236V235H255ZM72 237V236H71ZM112 237H113V234H112ZM125 237H126V234H125ZM124 237V238H125ZM127 237H129V236H127ZM140 237V236H139ZM151 237V236H150ZM151 237V238H152ZM156 237V238H155ZM217 237H219L218 236V234H217ZM73 238V237H72ZM71 238V239H72ZM75 238V237H74ZM119 238V237H118ZM120 238H122V237H120ZM132 238V237H131ZM214 238H216V236L214 237ZM110 239V238H109ZM74 240V239H73ZM104 240V239H103ZM116 240V243H118L119 241L117 240V239H115ZM114 240V241H115ZM142 240V239H141ZM212 240V237H211V239L208 241V242H210ZM118 241V242H117ZM212 241H216L215 239H213ZM211 241V242H212ZM67 242H70V244H67ZM134 242V241H133ZM142 242V241H141ZM140 242V243H141ZM120 243V242H119ZM145 243V242H144ZM144 243H141L140 245H141V247L143 246V244ZM148 243V242H147ZM179 243V242H178ZM213 243V242H212ZM251 243V242H250ZM109 244V243H108ZM107 244V245H108ZM122 244V243H121ZM124 244V243H123ZM136 244V243H135ZM208 244V243H207ZM209 244H211V243H209ZM89 245V244H88ZM139 245V244H138ZM145 245V244H144ZM110 246V245H109ZM115 246V245H114ZM116 246H118L117 244H116ZM120 246V245H119ZM124 246V245H123ZM245 247V246H244ZM115 248V247H114ZM121 248V247H120ZM124 248V247H123ZM106 249H108L109 250V247H106ZM128 249V248H127ZM134 249V248H133ZM137 249H138V247H137ZM136 249V250H137ZM145 249H146V251H145ZM81 250V249H80ZM124 250V249H123ZM122 250V251H123ZM129 250V249H128ZM131 250V249H130ZM129 250V251H130ZM135 250V249H134ZM75 251V252H74ZM77 251H79V250H77ZM116 251V250H115ZM127 252V251H126ZM125 252V253H126ZM77 253V252H76ZM79 253H80V251H79ZM78 253V254H79ZM139 253V252H138ZM138 253H137V255L136 254H134L133 255V253H128L127 255H126V257H125V259L123 260V262H122V264H142V261L143 260H141V258L142 257H140V255L141 254H139L138 255ZM87 254V253H86ZM142 254H143V252H142ZM74 255V256H73ZM78 256V255H77ZM76 256V257H77ZM80 256V255H79ZM78 256V257H79ZM77 257V258H78ZM145 257V256H144ZM181 257V256H180ZM80 258V257H79ZM76 260V261H75ZM82 259H79V261H81ZM173 260H175V258L173 259ZM75 261V262H74ZM78 261V262H79ZM83 261V260H82ZM163 262V261H162ZM161 262V263H162ZM160 263V264H161ZM180 263V262H179ZM121 264V263H120ZM146 264H150L149 262H147Z\"/></svg>","mask_w":264,"mask_h":264}]
</instances>
